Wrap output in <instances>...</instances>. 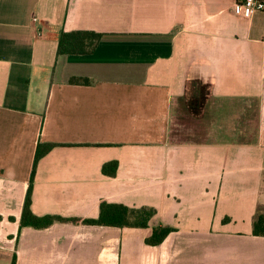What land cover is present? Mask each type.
Masks as SVG:
<instances>
[{"label": "crops", "instance_id": "obj_1", "mask_svg": "<svg viewBox=\"0 0 264 264\" xmlns=\"http://www.w3.org/2000/svg\"><path fill=\"white\" fill-rule=\"evenodd\" d=\"M238 1L0 0V264H264V11ZM63 31L101 36L59 55ZM193 79L211 85L200 119ZM39 144L31 210L65 219L46 228L21 226ZM102 201L155 214L71 221Z\"/></svg>", "mask_w": 264, "mask_h": 264}, {"label": "trees", "instance_id": "obj_2", "mask_svg": "<svg viewBox=\"0 0 264 264\" xmlns=\"http://www.w3.org/2000/svg\"><path fill=\"white\" fill-rule=\"evenodd\" d=\"M100 36V34L93 31H63L58 40L57 54H85L90 51ZM210 95L211 85L209 83H204L199 79L189 81L186 85L184 97L181 102L182 110L194 119L202 118L204 116L205 106ZM184 117L185 116L182 114L180 119L185 121ZM53 145L54 144H39L37 148L31 181L22 211L21 226L46 228L51 226L55 221L65 220L55 215H45L39 217L34 215L31 210V195L36 165L39 159L46 154L53 147ZM115 167V162L107 163L103 166V172L105 174L113 175L115 174ZM154 214L155 210L153 208H130L124 205L109 204L102 201L100 205V215L97 219H73L71 221L113 227L146 228L149 227V221ZM171 231V228L163 225L153 227L151 234L145 239V242L153 246L159 245ZM253 234L256 236H264V210H261V207L257 210L253 220ZM12 264H15V258Z\"/></svg>", "mask_w": 264, "mask_h": 264}, {"label": "built area", "instance_id": "obj_3", "mask_svg": "<svg viewBox=\"0 0 264 264\" xmlns=\"http://www.w3.org/2000/svg\"><path fill=\"white\" fill-rule=\"evenodd\" d=\"M235 11L238 15L249 17L255 12L264 11V0H240L235 4Z\"/></svg>", "mask_w": 264, "mask_h": 264}, {"label": "rangeland", "instance_id": "obj_4", "mask_svg": "<svg viewBox=\"0 0 264 264\" xmlns=\"http://www.w3.org/2000/svg\"><path fill=\"white\" fill-rule=\"evenodd\" d=\"M261 210H264V207H261Z\"/></svg>", "mask_w": 264, "mask_h": 264}]
</instances>
